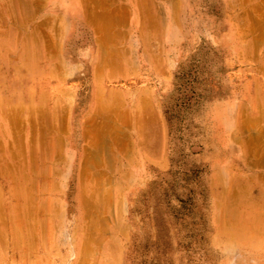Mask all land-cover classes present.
Segmentation results:
<instances>
[{
  "label": "rangeland",
  "instance_id": "374dc122",
  "mask_svg": "<svg viewBox=\"0 0 264 264\" xmlns=\"http://www.w3.org/2000/svg\"><path fill=\"white\" fill-rule=\"evenodd\" d=\"M27 49L42 54L20 68ZM96 50L112 53L99 70ZM101 90L123 98L103 109ZM38 104L59 110L64 159L26 192L2 138ZM91 117L109 210L83 227L72 166ZM0 143V264H264V0H0Z\"/></svg>",
  "mask_w": 264,
  "mask_h": 264
},
{
  "label": "bare ground",
  "instance_id": "6f19581e",
  "mask_svg": "<svg viewBox=\"0 0 264 264\" xmlns=\"http://www.w3.org/2000/svg\"><path fill=\"white\" fill-rule=\"evenodd\" d=\"M42 1H44V0H42ZM40 2V1H39ZM96 2V1H95ZM100 2V1H99ZM35 3V2H34ZM38 3V2H37ZM36 3V4H37ZM96 4V3H95ZM100 4H101V2H100ZM103 4V3H102ZM14 6V5H13ZM89 7H91V6H89ZM99 7V6H98ZM101 7H102V5H101ZM94 8V7H93ZM28 12V11H27ZM100 12V11H99ZM95 13V12H94ZM93 13V14H94ZM102 13H104V12H102ZM105 13H106V11H105ZM88 14V13H87ZM97 15H99V13L97 14ZM91 16H93L92 14L91 15H89V17H91ZM100 16V15H99ZM98 16V17H99ZM104 16V15H103ZM96 17V16H95ZM112 17V16H111ZM110 17V18H111ZM48 18V17H47ZM46 18V19H47ZM93 17H91V19H92ZM106 18H107V16H106ZM28 19V18H27ZM88 19H90V18H88ZM101 19V18H100ZM104 19V18H103ZM93 20H94V18H93ZM93 20H90V21H93ZM43 21H45V20H43ZM96 21V20H95ZM94 21V22H95ZM101 21V20H100ZM97 22V21H96ZM114 22V21H113ZM112 22V23H113ZM107 23H108V19H107ZM48 24V23H47ZM93 25H94V28H96V32H94V33H96V41H98L99 42V44H100V48H103V47H106V45L104 44V40H105V38L104 37H102V35H104V36H106L105 34H99V32L102 30V29H100L101 27H103V26H101V27H99V25H98V23L96 24H94V23H92ZM101 24H103L102 22H101ZM114 24V23H113ZM106 26H108V25H106ZM110 27V26H109ZM110 29V28H109ZM111 29H112V27H111ZM110 29V30H111ZM95 30V29H94ZM109 30V31H110ZM105 31V30H104ZM108 31V30H107ZM101 32H103V30L101 31ZM100 32V33H101ZM42 33V32H41ZM105 33V32H104ZM110 33V32H109ZM46 34H47V32H46ZM46 34H45V36H46ZM57 34V33H56ZM55 34V35H56ZM99 34V35H98ZM35 35V34H34ZM50 35V34H49ZM48 35V36H49ZM108 35H110V34H108ZM58 36V35H57ZM111 36H112V34H111ZM110 36V37H111ZM27 37H29V36H27ZM37 37V36H36ZM47 37V36H46ZM51 37V36H50ZM109 37V36H108ZM107 37V38H108ZM112 38V37H111ZM49 39H52V37L51 38H49ZM49 39H48V41H49ZM109 39V38H108ZM28 40V42H29V39H27ZM37 40H38V38H37ZM53 40V39H52ZM113 40V39H112ZM39 43H40V41H38ZM52 42V41H51ZM50 42V43H51ZM103 42V43H102ZM114 42V41H113ZM36 43V42H35ZM57 43H58V41H57ZM106 43V42H105ZM112 43V42H111ZM28 44V43H27ZM38 44V43H37ZM55 45H56V43H54ZM48 45V44H47ZM114 45V44H113ZM38 46H40V45H38ZM37 46V47H38ZM46 46V45H45ZM50 46V45H49ZM51 46H54L53 45V42H52V45ZM28 47V46H27ZM57 47V46H56ZM55 47V48H56ZM108 47V46H107ZM29 48V47H28ZM51 48H53V47H51ZM54 48V49H55ZM110 48V47H109ZM39 49V48H38ZM57 49V48H56ZM104 49V48H103ZM46 50H47V48H46ZM49 50V49H48ZM106 50V49H105ZM112 50V49H111ZM58 51H59V49H58ZM106 51H108V49L106 50ZM41 54H42V50L41 51H39ZM39 52H30L29 53V50L27 49V51L25 52V51H22L20 54H17V57L19 58V60H20V65H18L20 68H24V67H26L27 66V64L29 63V59H30V56H32L31 54H35V55H40L39 54ZM53 52V51H52ZM55 52V51H54ZM105 52V51H104ZM50 53V52H49ZM56 53V52H55ZM112 53H110V55H111ZM47 55H49L48 53H47ZM110 55H108L109 56V58H110ZM51 56V55H50ZM107 56V55H106ZM105 56V57H106ZM108 56H107V58H108ZM113 56V55H112ZM52 57H53V55H52ZM100 57H102V53H99V52H97V50H96V54H95V57H94V59H95V62H96V64H95V67L97 68L96 70H99V68H102L101 67V63L103 62H105V63H107L106 61H105V57L103 58V60L104 61H102V58L101 59H99ZM106 58V59H107ZM109 58H108V60H109ZM113 59V58H112ZM107 60V61H108ZM114 60V59H113ZM102 61V62H101ZM110 61H111V59H110ZM102 63V64H103ZM112 63V62H111ZM117 63V62H116ZM116 63H114V64H116ZM118 64V63H117ZM112 65V64H111ZM105 66H107V64H105ZM105 66H103V67H105ZM109 66V65H108ZM107 66V67H108ZM59 67H60V65H59ZM110 67H117V66H110ZM120 66H118V68H119ZM65 69L63 66H61V68L60 69ZM71 69L70 70H73L72 69V67H70ZM74 68V67H73ZM121 68V67H120ZM119 68V69H120ZM55 69V68H54ZM118 69V70H119ZM28 70V69H27ZM67 69H65V71H66ZM110 70H112V69H110ZM113 70H115V69H113ZM52 71H53V69H52ZM73 71H75V70H73ZM63 72V71H62ZM67 72V71H66ZM97 72V71H96ZM95 72V73H96ZM65 73V72H64ZM94 73V74H95ZM100 73V72H99ZM99 73H97V74H95V76H98V77H100V74ZM66 74V73H65ZM71 74V73H70ZM69 74V75H70ZM67 76V75H66ZM97 78V77H96ZM99 79V78H98ZM98 89H99V87H98ZM120 93V92H119ZM115 93H112V94H110L109 95V97H113V95H114ZM97 95H99V96H97V98L100 100V103L99 104H101L100 105V107H102L103 109H105V107L104 106H107L108 107V104L109 103H107L106 104V102H110V101H114V99H115V101L117 102V100H118V98L119 97H121V98H123L122 96H120V94H118V91H117V93L115 94V96L113 97L114 99H112V100H109V98H107V97H105L104 95H106L105 94V91L104 90H101L100 92H98V94ZM58 100V99H57ZM55 101V102H58V101ZM98 100V101H99ZM120 100V99H119ZM106 105H105V104ZM113 103V102H112ZM118 103H120L119 101L116 103V104H118ZM99 104H98V106H99ZM104 104V105H103ZM262 104V103H261ZM40 107H39V106ZM36 107L35 106H33L32 107V109H33V112L35 113L36 112V114H35V116H34V114H33V116L35 117H31L30 116V114L32 113V111H31V109H30V114H29V116H30V118H31V120L29 121V118L28 117H25V119H24V122L22 121V119L23 118H20L22 115L20 114V112H18V111H16L15 113H13L14 115L13 116H11V118L12 119H10V120H12V122L13 123H15V125H14V129L13 130H18L15 134H17V135H14V136H12V138L9 140V137H11V135L12 134H14V133H12V132H10V130H9V132H8V136H7V138H4V136H3V138L2 139H4V146H5V148L7 147V145L9 146L10 145V148H11V151L9 152V154L11 155V161H10V163H11V165H9V167H11V169H12V171H11V173H14V178H15V181L17 182V184H18V186H19V190L20 189H22L23 188V186L21 187V184H20V182H22V183H24L25 184V191L26 192H30V190L31 189H29V186H30V184H27L28 183V180L29 179H33V181H32V186H33V184H35V183H33L35 180H36V182H37V187L39 188L40 186H39V180H40V178L41 177H44L45 175H47V172L49 173V171L51 170V171H53V172H57V173H62V171H61V169H57L55 166L59 163V161H63V159H64V157H60V155H59V153H57V151L59 150V149H62L61 148V146L63 145V144H65V141H64V139L62 138V136L61 137H59V136H53V137H51L50 135H52V133H53V130H55L54 128L52 129V127H49L50 126V121H49V117H50V115H49V117L47 116L48 114H45V112H43V111H48L47 110V108L46 107H44V110H43V105L41 104H38ZM103 105V106H102ZM110 105H111V103H110ZM113 105H115V103L113 104ZM112 105V106H113ZM121 105V104H120ZM119 105V106H120ZM12 106H14V105H12ZM111 106V107H112ZM35 107V108H34ZM57 107V106H56ZM111 107H109L110 109H111ZM13 108V107H12ZM46 108V109H45ZM59 108V107H58ZM98 108V107H97ZM117 108H118V106H117ZM16 109V108H15ZM55 109V108H54ZM57 109V108H56ZM101 109V108H100ZM100 109H98V110H100ZM107 109V111H109V109L108 108H106ZM14 110V109H13ZM18 110V109H17ZM35 110V111H34ZM40 110V111H39ZM115 110V109H114ZM117 110V109H116ZM51 110H49L48 112H50ZM101 111H102V109H101ZM111 111V110H110ZM12 112V111H11ZM54 112L56 113V115H54ZM53 112V116L55 117V116H57L58 114H57V112L59 113V110L56 112V111H54ZM114 112V111H113ZM118 112V111H117ZM47 113V112H46ZM94 113H96L95 111H94ZM97 113H99V115H100V112H97ZM101 113H104V112H101ZM108 113H110V112H108ZM115 113H116V111H115ZM11 114V113H10ZM105 114V113H104ZM112 114V113H111ZM111 114H109V115H111ZM114 114V113H113ZM112 114V118H113V115ZM32 115V114H31ZM95 115V114H94ZM103 115V114H102ZM107 115V114H106ZM117 115V114H116ZM92 116V115H91ZM4 117H6V116H4ZM51 117H52V115H51ZM50 117V118H51ZM53 117V118H54ZM61 117V116H60ZM59 117V118H60ZM95 117V116H94ZM93 117V118H94ZM107 117H108V115H107ZM107 117H106V119H107ZM110 117V116H109ZM114 117H116V116H114ZM10 118V117H9ZM53 118H51L52 120V123H53V121H55V120H53ZM58 118V117H57ZM59 118H58V120H59ZM92 118V117H91ZM93 118L92 119H89L88 121H86V123L84 124L85 125V127H84V139H85V143L83 144V146H82V149H81V151H80V153H79V155L76 157V159H74V157H72V159H74L73 160V163H76V164H74V166H72V173L73 174H75V178L77 179V189H78V191H77V193H79L78 195H79V198H78V201H79V203H80V206H79V208H80V214H79V220H80V222L81 223H83V227L84 226H86L87 227V225H89V227L90 226H93V225H91V224H94L95 226H97L96 225V223H95V221H94V218L96 219V217H99L100 215L102 216L103 215V213H104V211H106L107 209L109 210V208H107L108 207V203L106 202L107 200H108V197H106V195H105V193H104V189L101 187V184H102V182H104V179H103V177L106 175V174H108L107 173V169L109 168L108 166H107V162H108V159L109 158H107L108 156H110V155H108V156H105V158H103V155L104 154H106V153H103L102 152V145H99V143L100 144H103L105 141H101V139L99 140V142H98V140H97V138L95 137V139H94V134L92 135L91 133H90V131H89V133H90V135L92 136H90L89 135V133H88V131L86 130V127H88L89 126V129L91 130V124H89L88 125V123H92V122H94L97 118H95V120H93ZM102 118V117H101ZM101 118H99L100 120H101ZM20 119H21V121H20ZM34 119H35V124H33V125H36V126H38L37 128H36V126H35V129L33 128V126H31L30 124H32V122H34ZM61 119V118H60ZM57 120V121H58ZM98 120V119H97ZM99 120V121H100ZM103 120V119H102ZM112 120V119H111ZM114 120V119H113ZM32 121V122H31ZM104 121V120H103ZM116 121V120H115ZM9 122V121H8ZM21 122V125H24V126H19V123ZM31 122V123H30ZM59 122H61V121H59ZM63 122V121H62ZM61 122V123H62ZM97 122V121H96ZM95 122V123H96ZM106 123H107V121H105ZM112 122V121H111ZM110 122V123H111ZM114 122V121H113ZM24 123V124H23ZM30 123V124H29ZM51 123V124H52ZM60 123V124H61ZM102 123V122H101ZM148 123V122H147ZM28 124L31 126L30 128H32V130L31 129H29V127H28ZM49 124V125H48ZM103 124L104 123H102V126H103ZM115 124V123H114ZM87 125V126H86ZM91 125V126H90ZM105 125V124H104ZM52 126H53V124H52ZM101 126V127H102ZM113 126V125H112ZM10 127V126H9ZM24 127V128H23ZM59 127H61V126H59ZM63 127V126H62ZM91 127V128H90ZM96 127V126H95ZM100 127V126H99ZM111 127V126H110ZM51 128V130H52V132L49 130L48 131V129H50ZM108 128H109V126H108ZM24 129V130H23ZM102 129V128H101ZM59 130V129H58ZM95 130V129H94ZM97 130V129H96ZM108 130H110V129H108ZM22 131H24L25 133L24 134H22L23 132ZM30 131H31V133H30ZM102 131H104V129H102ZM92 133H94L95 131H91ZM105 133H107V132H105ZM97 135H98V133H97ZM100 135V134H99ZM104 136H105V134H104ZM6 137V136H5ZM102 140H104V139H102ZM3 141V140H2ZM98 142V143H97ZM2 143V144H3ZM106 143V142H105ZM108 143V142H107ZM1 144V143H0ZM107 146H108V144H106ZM3 146V145H2ZM63 147V146H62ZM101 147V148H100ZM104 147V146H103ZM105 148V147H104ZM57 150V151H56ZM106 151V150H105ZM107 153H109L108 151H107ZM107 155V154H106ZM62 156V155H61ZM71 159V160H72ZM262 161H256L255 163H253V166L252 167H258V165H259V163H261ZM8 164H9V162H8ZM76 165V166H75ZM8 167V168H9ZM10 169V168H9ZM110 169V168H109ZM111 170V169H110ZM52 172V173H53ZM49 175H50V173H49ZM31 176V177H30ZM252 177H257V176H255V175H252ZM49 178V177H48ZM51 178V177H50ZM42 179H44V178H42ZM30 181V182H31ZM43 184H44V182H42ZM49 183V182H48ZM48 185V184H47ZM44 186H45V184H44ZM44 186H41V188H44ZM34 187H35V185H34ZM36 187V188H37ZM48 187V186H47ZM33 189V188H32ZM37 190V189H36ZM38 192V191H37ZM29 194V193H28ZM27 194V195H28ZM31 194V193H30ZM32 195V194H31ZM43 195V194H42ZM30 196V195H29ZM29 196L27 197V198H29ZM105 196V197H104ZM31 198V197H30ZM43 198H45V197H43ZM107 198V199H106ZM32 200H34V198H32ZM1 201V200H0ZM43 203H45V202H43ZM32 205V204H31ZM46 205V204H45ZM1 206V205H0ZM33 206V205H32ZM41 206H44L42 203H41ZM2 207V206H1ZM31 207V206H30ZM107 208V209H106ZM27 210H25V212H26ZM55 211H57V213H58V211L59 210H55ZM4 212V211H3ZM27 212H29L30 213V211H27ZM33 213V212H32ZM32 213L31 214H29L30 216L32 215ZM63 214H64V212H62ZM3 214H5V213H3ZM26 215V214H25ZM35 215V214H34ZM59 215V214H58ZM30 216L28 217V218H30ZM112 216V215H111ZM26 217V216H25ZM32 217H33V215H32ZM32 217H31V219H32ZM63 217V216H62ZM33 218H35V217H33ZM105 218V217H104ZM107 218V217H106ZM99 220H101L100 218H98ZM98 219H96V221L98 220ZM109 220V219H108ZM29 221H30V219L28 220V223H29ZM104 221H107V220H104ZM99 223V222H98ZM102 223V222H101ZM76 225V224H75ZM26 226H30L29 224L27 225L26 224ZM94 226V227H95ZM27 227V229H29ZM98 227V226H97ZM16 228V227H15ZM14 231V230H13ZM19 231V230H18ZM27 231V230H26ZM30 231V230H29ZM15 233H16V231H15ZM74 233V232H73ZM88 233H87V231H86V235H87ZM92 234V233H91ZM19 235V234H18ZM28 235H29V233H28ZM13 236H14V234H13ZM75 236V235H74ZM90 236V235H89ZM65 237V236H64ZM25 237H23V239H24ZM5 240V239H4ZM19 240H20V238H19ZM25 240V239H24ZM14 241V240H13ZM28 241V240H27ZM84 242H86V241H84ZM13 243V242H12ZM24 243V245H26L27 244V242H23ZM26 243V244H25ZM85 244V243H84ZM13 245H15V244H13ZM29 246H30V244H29ZM82 247V246H81ZM32 248V247H31ZM30 247L28 248V249H30V250H32ZM88 248V247H87ZM86 248V249H87ZM83 249V248H82ZM85 249V250H86ZM82 253H83V251H82ZM28 255H30L31 256V254L28 252ZM83 255H84V253H83ZM25 256V255H24ZM88 256V255H87ZM86 256V257H87ZM85 258V257H84ZM82 260V259H81ZM86 261V260H85ZM80 263V262H79ZM87 263V262H86ZM87 264H89V263H87ZM91 264V263H90Z\"/></svg>",
  "mask_w": 264,
  "mask_h": 264
}]
</instances>
